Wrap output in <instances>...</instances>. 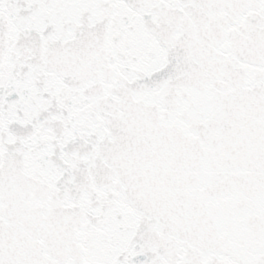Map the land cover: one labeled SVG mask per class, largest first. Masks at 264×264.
<instances>
[{"label": "snow or ice", "instance_id": "snow-or-ice-1", "mask_svg": "<svg viewBox=\"0 0 264 264\" xmlns=\"http://www.w3.org/2000/svg\"><path fill=\"white\" fill-rule=\"evenodd\" d=\"M262 133L264 0H0V264H264Z\"/></svg>", "mask_w": 264, "mask_h": 264}, {"label": "water", "instance_id": "water-1", "mask_svg": "<svg viewBox=\"0 0 264 264\" xmlns=\"http://www.w3.org/2000/svg\"><path fill=\"white\" fill-rule=\"evenodd\" d=\"M232 120H238V124L242 127V129H236L234 131V136L233 137H238L236 140L237 144H240L242 142V140L244 141V134L248 137V133H252V129L249 128L248 126V119L249 117L245 114L240 116L239 118L236 117H229L226 119L227 122H231ZM244 134H243V132ZM244 145H246V147L248 148V150L253 151V147L247 143V141H245L243 143ZM249 164L252 168H255V163L253 160L248 159ZM147 168H151L150 164H146L145 165ZM161 166L164 168L165 174L167 176H171L173 179L177 178L178 174H179V170L182 167L178 162L176 161H166V162H161ZM15 200H16V195L15 194H11L8 198V204L9 205H14L15 204ZM27 206L29 208H34V205H32L31 203H27ZM11 222H15V218L11 219Z\"/></svg>", "mask_w": 264, "mask_h": 264}]
</instances>
